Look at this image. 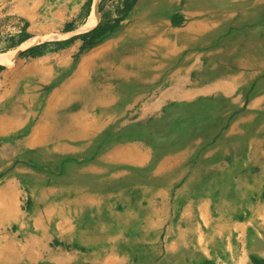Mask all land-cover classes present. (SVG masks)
<instances>
[{
	"label": "crops",
	"instance_id": "crops-1",
	"mask_svg": "<svg viewBox=\"0 0 264 264\" xmlns=\"http://www.w3.org/2000/svg\"><path fill=\"white\" fill-rule=\"evenodd\" d=\"M234 1L236 0H220V5L213 1L205 7L189 10L180 5L170 17L167 16L168 21L165 20V16L163 20L172 24L174 15L179 12L188 22L187 33L208 36V34L217 32L218 28H226L223 25L230 17L220 10L226 8L229 2ZM98 2L94 0L95 7L92 5V12L95 11ZM47 3H50L49 0H21L16 6L15 0L13 1L11 5L13 12H17L28 21L26 29L28 34L25 41L13 49L14 51L0 52V55L14 52L10 64L6 65L0 62V138H2L0 139V158L5 161L4 164H1L2 167L6 164L3 170L8 169L6 171L7 178L2 179L3 182L0 181V234L5 231L2 229L3 227L5 228L7 225L12 227V231H9L2 239L3 244L0 250L5 254L2 258H7V248L16 244L17 240L20 244V237L25 235L23 239L26 240V247L32 252L34 251L33 254L31 252L30 258L28 257L30 264H264V197H261L260 194L254 198L243 197L242 199L252 202L242 205V210H229V204L224 203L220 207L221 203H216L222 198L214 196L213 190L209 188L211 182L206 185L204 193L198 194L190 191L182 193L179 188L175 189V186L181 181V177L177 178V175L181 165L178 159L182 152L174 155L169 154L160 162L158 161L156 166L151 169V176L140 182L142 185L139 187H134L133 176L128 177L132 173L127 166L129 168H148L152 163V150L148 145L144 147L147 149L146 152L142 149L143 144L126 139L123 144L117 145L109 151L105 149L103 152L101 151L102 153H98V161L81 164L74 162V158H78L84 152L92 149L88 143L86 146V141L83 139L86 138L88 141L95 139L96 142L103 131L111 129V126L118 123V117L122 115L96 113L97 115L92 116V114H88L85 122L88 123L89 128L86 132L76 126L77 128L57 140H54L46 132L42 133L41 131L39 134L32 132V129L40 125L43 118L47 116L43 111L55 103V96L53 98L51 94L53 93V84L59 78L58 75L61 74L64 78L61 83L55 84V87H62L61 93L67 91L66 87L70 86V81H73V76L68 74L67 68L74 59L73 55L80 49L84 41L75 39L59 53L46 52L37 58H21L20 53L27 49H20L18 52L17 49L33 40H42L46 36L53 35L54 31L59 32L63 39L90 31V29L88 31L81 30V27L73 29L74 26L70 29L66 28L71 25V21L68 20L69 18L67 19L68 15H74L68 4L59 6L53 11ZM186 13L193 15L188 16ZM215 17H220L222 20L220 26L213 28ZM235 22L229 23V28H233ZM176 30L179 31V29ZM60 31L63 32L60 33ZM189 34L184 38L179 36L176 41L178 52L180 51L179 44L181 50L184 47V45L182 47L181 41L186 44V42L197 38V36L192 37ZM161 40L169 41L171 37L161 36ZM175 40L176 38H173L172 42ZM32 46L29 48L31 49ZM43 47L38 46L34 50L43 51ZM102 47L94 50L102 49ZM94 50L82 57L93 53ZM176 53L174 52V55ZM59 57H61L62 69L56 70L59 64H54L53 61ZM171 76H168L171 86L163 85L161 89V91H166L165 96L167 97L170 95L172 87L176 89L178 87L174 79L175 74ZM257 79L261 80V78ZM246 86L254 87V82ZM261 86L263 87V85ZM224 87L229 89L231 97L235 96V86L225 85ZM241 87L238 86L237 89ZM242 91H247L246 87ZM235 99L240 100L241 98L237 96ZM159 104L161 102H153V98L144 102L140 111L123 114L128 117L124 118V123L120 125L123 127L133 120L139 121L148 115H154L153 111L159 112L160 110ZM35 105L44 106L38 117L33 112ZM263 105L264 95L259 94L248 106L251 113L242 119L238 118L225 136L235 133V130L237 131L240 127L239 122L245 123L254 120L256 114L253 112ZM156 114L158 113L156 112ZM70 116L75 119L79 118L80 114H70ZM73 124L75 125L74 122ZM115 130L112 129V133ZM75 134L82 137L79 138V136L78 139H75L72 137ZM129 138L132 139V137ZM260 140L253 139L250 147L259 149L255 143L261 142ZM39 141L40 143H38ZM135 146L141 149L134 150ZM55 147H60L63 153L73 156L71 157L73 159L64 162L65 168L57 172L64 180L61 185L69 182L67 179L69 172L76 174L78 178L81 176L91 177L101 171L109 172L108 176L104 173L95 179L104 184L111 179L114 182L117 181L118 175H128V178L120 180L119 188H115V186L102 189L84 188L85 191L77 192L68 187L58 188L57 184L49 186L48 183L52 179L50 173L52 166L48 163H42L44 167H41L42 164L39 165L40 167L24 164L16 167L10 165L20 155L24 156L32 151L40 153L39 163L41 160H52V156L44 155V148ZM121 147L125 148L119 151ZM210 148L214 149H211L209 154L202 155V163H200L204 167L205 176L209 179L213 173L218 174L219 171L222 175V171L227 170L229 165L224 160L217 164L207 161L210 155L217 154L222 149L221 146ZM111 164H115V166L112 167ZM117 165H120V170L117 169L119 167ZM41 168L46 171L42 173L37 171ZM121 168L127 169L121 170ZM213 168L220 170L212 172ZM247 169L253 170V168ZM21 173L32 178L28 182V186L33 205L30 214H28L29 216L34 215L36 232L32 229L26 230L27 232L19 231V229L14 231V226L21 219L20 198L23 192L21 184L24 181H20L17 177ZM249 174L251 175L252 172ZM188 182L190 183V180ZM96 185L99 186V184ZM59 195H61V208L59 216H56L53 207L57 203L52 205L49 202ZM40 205H43L44 210H36V207ZM18 213V219H16L15 216ZM80 216L88 221L80 223L81 221L77 220ZM54 218H57L58 221ZM27 224L29 223H22L20 227L23 228ZM53 240H58L61 244L60 248H53ZM18 248L20 249L21 246L14 248L10 253L18 254L16 252ZM45 257H52V259L43 261Z\"/></svg>",
	"mask_w": 264,
	"mask_h": 264
},
{
	"label": "rangeland",
	"instance_id": "rangeland-1",
	"mask_svg": "<svg viewBox=\"0 0 264 264\" xmlns=\"http://www.w3.org/2000/svg\"><path fill=\"white\" fill-rule=\"evenodd\" d=\"M13 1L14 0H0V52L8 50L14 51L13 49H16V47L20 46L21 43L25 41L26 35L28 34L26 32L28 21L25 17L17 14V12H13L11 9ZM20 1L21 0L15 1V5L18 6ZM96 1L98 2V0ZM138 1L139 0H99L95 11L92 12L91 7L94 4V0H49L50 3H47V5L50 6L53 11L58 9L59 6L62 7V5L64 6L68 4L70 10L74 12L73 16L68 15L67 19L69 18L68 20L71 21V25L66 28L70 29L74 26L73 29L81 27V30L88 31L90 29V31L83 34H77L68 39H63L59 35V32L54 31L53 35L46 36L45 38H42V40L36 39L23 45L21 48L17 49V52L20 49H27L20 53L21 58H37L44 55L46 52L59 53L66 49L75 39H81L84 42L80 49L73 55L74 59L72 60L77 64L80 62L83 55L94 49L100 48V46L102 47L105 41L114 38L116 30L125 25L131 26L135 24L136 19L132 17L131 13L137 6ZM258 4H260L259 10L261 13V19L264 15V0H258ZM181 5L184 7V4ZM175 10H177V7L173 8L171 13L162 15L161 20L165 22L163 20V17L165 16V20L168 21L169 18L167 16L170 17ZM252 11L253 9L249 8L245 10V12L235 11L234 13L240 16H249L253 13ZM187 15L190 16L189 14ZM174 16L175 18L173 17L172 24L165 22V25L174 30L179 29V31L177 33L174 31L170 35H165V37H171V40H167L171 48L168 49L165 47L161 50V53L164 57L168 58L167 61H164L165 66L169 65L166 69L167 73H165V76L175 74L174 79L178 87L177 89L172 87L170 95L168 97L165 96V99L164 97H161V95L166 92L165 90L161 91L162 86H171L170 80L164 82V76L162 80L152 85V87L146 92L145 97L140 100L135 107L137 111H140L144 102L150 101L153 98V102H161V104L158 105L160 109L159 112L155 110L153 111L154 115H148V117L139 121L133 120V122H129L123 127L120 124L124 123V118H127L128 115L126 117L123 115L119 116L116 125L111 126V129L102 132L95 142V148L81 154V156H84L85 158L80 156L73 159L71 158L73 157L72 154L69 156L62 151L61 155L57 158L53 155L52 160L48 159L44 161L40 159L41 163H39L40 153L32 151L24 156L20 155L17 160L10 165L16 167L24 164L30 165L31 167H34L33 165L40 167V164L48 163V165L52 166V168L48 167L50 168L52 176V179L48 183L49 186L57 184L58 188L68 187L77 192H83L85 191L84 188H114L113 186L119 188L121 186L120 180H125L130 176H133L134 187H139L142 185L140 182H143V180H146L151 176V169L156 166L158 161L160 162L169 154L174 155L182 152L180 153L181 156L179 159L177 158L181 163L180 168L178 169L179 174L177 175V178L181 177V181L175 186V189L179 188L182 193L189 191L198 194L204 193L206 185L211 182L212 184H210L209 188L213 190L214 196L222 198L221 200H217L216 203H221L220 207H222L224 203L229 204V210H242V205L252 202L242 199L243 197L246 199L248 197L254 198L259 194L261 197H264V105L253 112L256 114L254 120L245 123L239 122V129H237V131L235 130V133H231V135L227 137L225 136L227 132L232 129V126L238 118L242 119L251 113L248 106L255 97L259 94H261V96L264 95V75L257 77L261 78L259 81L257 78L254 79L252 81L254 82V87H250L246 86L251 83H248V80H246L248 72L237 73L231 70L228 66V64H234L236 61H239L237 55H235L236 58H233L235 47L238 45L239 47L246 48L251 41H249L250 39L244 38L236 40L233 48L230 50L220 49L218 53L215 54V49L225 44V41L228 40V34L234 31V29L218 28L217 32L208 34V36L189 34L187 33L188 22L183 15L178 12ZM214 20L215 23L213 28L220 26L222 19H220V17H215ZM263 22L264 17L261 19L260 24ZM255 26H259V24L255 23ZM250 28L252 29L253 26L248 27V29ZM62 32L63 31H60V33ZM176 34L181 38H184L188 34L192 37L197 36V38L186 42V44L181 41L182 47L184 45L182 50L179 44L178 47L180 51L178 52L177 48L175 49L176 51H172L174 50V44L176 45V41H178ZM173 38H176V40L172 42ZM44 39H46V41H44ZM260 39H263V37H260ZM86 42H93V45L86 47ZM29 46H32L31 49ZM38 46H44L42 48L43 51L34 50V48H37ZM174 52L178 53L174 55ZM0 56L6 60L3 64L8 65L13 60L14 52L2 54ZM171 56L174 58H180L181 60L188 57V62L175 64L173 66L172 64L174 63L172 62L171 64ZM261 58L260 55L257 56L258 62L262 61ZM163 59L164 58H160L159 60ZM60 60L61 57L56 58L53 61L54 64H59V66L56 67V70L62 69V65H60L62 63H60ZM154 64V66H157L158 63L155 62ZM160 71L163 70L160 69ZM68 74L72 76L70 72ZM58 76L59 78H57L56 82L53 84V92L56 87H61H55V84L61 83L64 79L61 74ZM260 81L262 84L259 86L263 85V87L261 86L259 88L257 83H260ZM225 85H233L236 87L234 97L229 95V89H226V87H224ZM238 86L242 87L237 89ZM245 87L247 91H242ZM156 95L157 97H155ZM237 96H240L241 99H235ZM158 106H156L157 109ZM121 107L124 109L126 105ZM43 108L44 106L42 105H35L33 107L34 114L38 117ZM80 109H82V107L69 111L68 113L75 115L81 111ZM43 112L45 113V111ZM156 112L158 114H156ZM47 122L49 123L50 120ZM112 129H116L114 131L115 134L112 133ZM129 137H132V139ZM126 139L127 141L132 140L136 143L143 144V151L147 152V149L144 148L147 147V145L152 150V163L148 168H129L127 165H121L127 166L132 174L129 176L127 175L128 177L126 175H118L117 181L114 182V180L111 179L107 180L105 184L100 180L97 181L95 179L96 177L99 178L100 175H103L104 173L108 176L109 172L101 171L100 173L87 178L84 176L78 178L76 174L69 172V178H67L69 182H66L65 185H61V182H64V180H62L57 172H60V169L65 168L64 162L66 160L73 159L74 162L78 164L88 163L94 160L97 161L98 153H102L105 149L108 150L118 143L125 142ZM253 139H263L260 140L259 149L250 147ZM83 141H86L87 143V139H83ZM217 146L222 147L221 151L217 153L218 155H210V157L207 158V161L217 164L224 160L227 161L229 165L227 170L222 171V175L219 171L217 172L218 174L213 173V176L209 179L205 176L204 167L200 165V163H202L201 157L204 154H209V151L214 149L210 147ZM133 149L138 150L141 148L135 147ZM2 163L4 164L5 161L0 158V167H2ZM5 165L3 167H5ZM117 166H119L117 169L120 170V165ZM3 167L0 169V181L2 182V179L7 178L8 175L6 174L8 169L4 171ZM41 167H44V164H42ZM247 168H253V170L250 171ZM126 169L127 168H121V170ZM207 170L209 169L207 168ZM218 170L220 169L213 168L212 172ZM37 171L42 173L46 170L41 168L37 169ZM250 172H252V176L249 174ZM26 176L27 175H24L23 173L17 176L20 181L24 182L21 184L23 191L20 198L21 219L20 222L14 226V231H17L18 229L19 231L24 232L30 231L31 229L35 230L34 215L29 216L33 202L28 182H30L32 178L30 179ZM189 180L190 183L188 182ZM96 184H99V186ZM135 192H137V190H135ZM49 203H52V205L53 203H57L56 206L53 207V211H56V216H59L61 195L56 199L50 200ZM36 208V210H44L43 205L37 206ZM18 215L19 213L16 214V219H18ZM54 219L58 221L57 218ZM77 220L81 221L80 223H84L87 219L80 216ZM25 222H28L29 224L21 228L20 224ZM2 229L5 231L0 234V248L3 244V237L6 236L9 231H12V227L7 225ZM24 236L25 235H22L20 237V244L17 240L16 244L10 245V247L7 248L6 257L8 256L9 259H7L8 257L5 259L0 258V264H30L28 262V257L30 258L32 251L26 247V240L24 241L23 239ZM19 246H21V248H18L16 252L20 254V256H18V254L10 253V251ZM52 246L53 248H60L61 244L58 240H53ZM47 259H52V257H45L43 261Z\"/></svg>",
	"mask_w": 264,
	"mask_h": 264
},
{
	"label": "bare ground",
	"instance_id": "bare-ground-1",
	"mask_svg": "<svg viewBox=\"0 0 264 264\" xmlns=\"http://www.w3.org/2000/svg\"><path fill=\"white\" fill-rule=\"evenodd\" d=\"M212 2L218 5L221 3L220 0H139L131 13L132 17L136 19L135 24L125 25L116 30L115 37L105 41L102 49L94 50L93 53L82 57L79 63L75 64L74 61H71L67 69L68 73L72 74L73 81H70V86L66 87L67 91L64 93H61L63 91L62 87H56L52 94L53 98L55 96V103L49 105L45 110L47 116L43 118V122L39 126L32 129V132L36 134L41 133V131L42 133L46 132L54 140H57L72 131V129L77 128L76 126L86 132L89 128L88 123L85 122L88 114L92 113V116L96 113L100 115H123L137 112L136 105L145 97L146 92L152 85L162 80L165 73H167L166 69L169 65L165 66L164 61H167L168 58L162 55L161 50L165 47L168 49L171 47L167 40H161V36L170 35L174 31L175 33L178 32V30L165 25V22L161 20L162 15L171 13L173 8L181 4H184V8L189 10L205 7ZM259 7L258 0H236L229 2L226 8L220 10L223 14H228L227 17H230L223 27L229 28V23L236 22L233 23L232 29L234 31L228 34V40L225 41L224 45L216 48L214 53H218L220 49L230 50L236 40L250 39L251 42L246 48L238 45L235 47L233 58H236L235 55H237L239 61L228 64L230 69L237 73L248 72L246 75L248 83L260 75H264V22L260 24L264 15L260 19ZM249 8L253 9V13L249 16H240L234 13L235 11L245 12ZM189 15L192 16L193 14L190 13ZM255 23L259 26H255ZM251 26L253 28L248 29ZM176 37L178 40L179 36ZM260 37H263V39H260ZM176 48L174 44V50L172 51H176ZM258 55L262 57L261 62L257 60ZM160 58L164 59L159 60ZM5 61L0 56V62L4 63ZM155 62L158 63L157 66H154ZM187 62L188 57L181 60L171 56L173 66ZM160 69L163 71H160ZM168 80V76H165L164 82H168ZM260 84H262L261 81L257 83V86ZM165 93L161 97H165ZM124 105L126 107L123 109L121 106ZM79 107H82L79 118L73 119L70 114L67 115L69 111ZM85 132L84 134H86ZM79 136L75 134L72 137L78 139ZM87 143L92 146V149L95 148V139L92 141L87 140ZM123 143H118L113 147ZM256 145L260 147V142H257ZM124 148L121 147L119 151ZM44 152L47 157L54 155L57 158L61 155L62 150H60V147L44 148ZM99 161L101 160L99 159ZM111 165L114 166L115 164ZM4 255V252L0 250V258Z\"/></svg>",
	"mask_w": 264,
	"mask_h": 264
},
{
	"label": "trees",
	"instance_id": "trees-1",
	"mask_svg": "<svg viewBox=\"0 0 264 264\" xmlns=\"http://www.w3.org/2000/svg\"><path fill=\"white\" fill-rule=\"evenodd\" d=\"M85 45H86V47H88V46H92V45H93V42H88V43L86 42Z\"/></svg>",
	"mask_w": 264,
	"mask_h": 264
}]
</instances>
